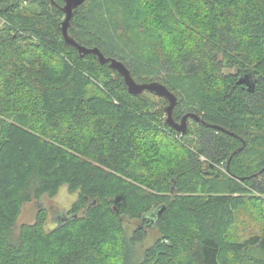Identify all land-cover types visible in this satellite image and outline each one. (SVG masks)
Masks as SVG:
<instances>
[{
    "label": "trees",
    "instance_id": "obj_1",
    "mask_svg": "<svg viewBox=\"0 0 264 264\" xmlns=\"http://www.w3.org/2000/svg\"><path fill=\"white\" fill-rule=\"evenodd\" d=\"M63 3L0 0V264H264V211L259 234L229 237L236 209L264 208V0H85L68 28L177 93L175 120L237 137L168 125L166 99L130 94L64 41ZM144 25L154 50L137 56ZM62 185L76 193L65 220L46 229L39 204L15 227L23 203Z\"/></svg>",
    "mask_w": 264,
    "mask_h": 264
},
{
    "label": "rangeland",
    "instance_id": "obj_2",
    "mask_svg": "<svg viewBox=\"0 0 264 264\" xmlns=\"http://www.w3.org/2000/svg\"><path fill=\"white\" fill-rule=\"evenodd\" d=\"M131 27L132 34L138 36V42L142 43V45L145 44L142 51H140L139 48L136 50V55L147 56V54L152 53L154 49L150 42L149 33H147L146 26L144 25ZM225 71L228 72L234 70L226 68ZM173 93L177 95V97H179L177 93ZM167 103V101H163L164 107L167 105ZM220 168L222 169L223 167L220 166ZM75 199L76 193H71L67 186L62 185L59 188V191L53 197L44 195L39 199V201L31 200L29 202H25L21 206L20 214L15 223V227L18 228L22 223H33L35 221V215L40 204L48 209V219L45 228H54L57 225L56 222L65 216L66 210ZM261 210L264 211V208L259 205L255 207H251L249 205L247 210L243 209V207L236 209L234 213V223L229 229V237L238 241H244L246 238L253 234H259L261 231V221L263 218ZM138 223L139 220H132L129 224L126 225L127 230H129V235L132 232L131 230L136 227ZM148 235L149 236L142 244L143 246L145 245V247L150 245L154 238L158 236V231L155 228L148 229ZM140 249L141 247L138 248L139 252H141Z\"/></svg>",
    "mask_w": 264,
    "mask_h": 264
},
{
    "label": "water",
    "instance_id": "obj_3",
    "mask_svg": "<svg viewBox=\"0 0 264 264\" xmlns=\"http://www.w3.org/2000/svg\"><path fill=\"white\" fill-rule=\"evenodd\" d=\"M85 0H63V5L61 6V10L64 13L63 20L61 21L60 27L62 36L64 38V41L70 45H73L76 47L79 54H88L92 53L97 56L100 64L108 63V65L117 71L122 77L125 82V85L127 87V91L130 94L138 95L144 91H148L149 93L155 94L158 97H163L167 100V105L165 106V121L168 125L173 127L176 131L182 133L187 132L188 129V119L192 118L198 122H202L206 125H209L213 128L224 130L228 132L232 136H236L234 132H229L225 129H223L221 126L216 124H210L203 121L196 113L193 112H186L184 113L179 121L174 120L173 118V110L176 107L178 103V97L175 95L172 91H170L167 86H165L162 82L158 80H152V81H146V82H137L132 77L129 69L126 67V65L111 56H105L98 47H87L85 45H82L78 43L68 32V28L70 26V19L73 16L74 10H76ZM237 83H245L248 91H253L255 86V81L250 78L249 72H243L242 75L237 79ZM237 137V136H236ZM241 147H238L235 151H233L232 154L236 153L238 150H240ZM264 170V167L261 169V171ZM164 206L162 205L160 209L155 210L154 212L150 213L149 218L151 220H154V215L157 214V218L159 217L161 211L163 210ZM65 220V217H63L61 220Z\"/></svg>",
    "mask_w": 264,
    "mask_h": 264
},
{
    "label": "flooded vegetation",
    "instance_id": "obj_4",
    "mask_svg": "<svg viewBox=\"0 0 264 264\" xmlns=\"http://www.w3.org/2000/svg\"><path fill=\"white\" fill-rule=\"evenodd\" d=\"M241 75H242V74L238 75L237 78L240 77ZM249 76H250L251 79H253V80L255 81L254 75H253L252 73H249ZM241 84H243V85L246 87V84H245V83H241ZM246 89H247V87H246ZM166 101H167V100H166ZM183 114H184V113H183ZM183 114H182V115H183ZM182 115H181V116H182ZM180 118H181V117H180ZM180 118H179L178 120H176V121H179ZM174 120H175V119H174ZM190 120H192V118H189V119H188V123H189ZM197 122H198V121H197Z\"/></svg>",
    "mask_w": 264,
    "mask_h": 264
}]
</instances>
